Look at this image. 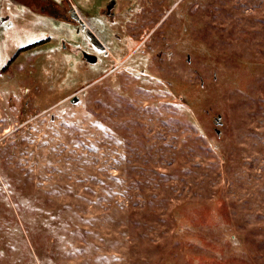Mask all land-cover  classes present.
Segmentation results:
<instances>
[{"label": "rangeland", "instance_id": "1", "mask_svg": "<svg viewBox=\"0 0 264 264\" xmlns=\"http://www.w3.org/2000/svg\"><path fill=\"white\" fill-rule=\"evenodd\" d=\"M83 1L0 0V264H264V0Z\"/></svg>", "mask_w": 264, "mask_h": 264}, {"label": "flooded vegetation", "instance_id": "2", "mask_svg": "<svg viewBox=\"0 0 264 264\" xmlns=\"http://www.w3.org/2000/svg\"><path fill=\"white\" fill-rule=\"evenodd\" d=\"M61 1L63 3V7H62L63 12L61 14L58 12L59 7L53 1L51 2L50 0H41V2H39L40 10L43 13L49 14L54 17L61 15L66 21H69L71 24L75 26H79V28L77 27L76 29L80 31L81 30L80 27L83 26L85 23L81 20V18L76 13L72 11L70 4L72 3L71 1L73 0H61ZM85 1L87 0H84L82 3H84ZM131 1L137 2V0H131ZM137 3H140L138 13H141V8H140L141 0H138ZM87 6H90V7L87 8V11L85 14V17H86L85 20L89 22L90 27H87L86 29H84L83 33L89 37V40L91 39L90 41L91 43H89V45L85 48L81 47L78 51L80 52L79 59L83 60L82 62L90 66L91 65L94 66L100 63L98 54L95 51V49L98 51L97 48H99L98 47L99 44L97 43V41L92 40L93 36L98 37V34H97L98 28L96 24L97 23L99 24V21H97V18H105L106 20H108L110 25L114 24L115 19H116V14H117L116 9L118 7V0H102V1L101 0H89ZM48 8H51V14L46 12V9ZM6 21H7V18L0 17V26L5 24ZM91 26L94 28H91ZM111 30H112V33L108 37H115L117 40L123 38V36L118 34V32L113 31V29ZM103 35L105 36V34ZM127 35H128V38H131L129 34H125L124 39H128ZM138 38H141V34L138 36Z\"/></svg>", "mask_w": 264, "mask_h": 264}, {"label": "trees", "instance_id": "3", "mask_svg": "<svg viewBox=\"0 0 264 264\" xmlns=\"http://www.w3.org/2000/svg\"><path fill=\"white\" fill-rule=\"evenodd\" d=\"M18 51H20V50H18ZM17 54H18V52H17ZM17 54H16V56H17ZM15 55V54H14ZM14 57V56H13ZM12 57V58H13ZM12 58L8 61V62H11L12 63Z\"/></svg>", "mask_w": 264, "mask_h": 264}, {"label": "water", "instance_id": "4", "mask_svg": "<svg viewBox=\"0 0 264 264\" xmlns=\"http://www.w3.org/2000/svg\"><path fill=\"white\" fill-rule=\"evenodd\" d=\"M74 100H77V98H74ZM74 100H73V101H74Z\"/></svg>", "mask_w": 264, "mask_h": 264}]
</instances>
